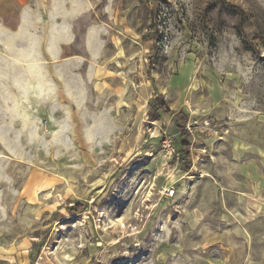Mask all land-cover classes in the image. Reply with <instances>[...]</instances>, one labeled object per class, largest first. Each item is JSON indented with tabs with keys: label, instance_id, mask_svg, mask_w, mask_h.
<instances>
[{
	"label": "rangeland",
	"instance_id": "rangeland-1",
	"mask_svg": "<svg viewBox=\"0 0 264 264\" xmlns=\"http://www.w3.org/2000/svg\"><path fill=\"white\" fill-rule=\"evenodd\" d=\"M258 155L264 0H0V264H264Z\"/></svg>",
	"mask_w": 264,
	"mask_h": 264
},
{
	"label": "crops",
	"instance_id": "crops-1",
	"mask_svg": "<svg viewBox=\"0 0 264 264\" xmlns=\"http://www.w3.org/2000/svg\"><path fill=\"white\" fill-rule=\"evenodd\" d=\"M257 159L259 165L256 163V157L255 161L250 159L246 166L238 165L237 173L242 179L247 181V189H236L235 195H237V202H240V199L243 198L242 196H247L249 212L251 214L257 212L255 214L264 216V157L258 155ZM246 191L247 193H245Z\"/></svg>",
	"mask_w": 264,
	"mask_h": 264
},
{
	"label": "trees",
	"instance_id": "trees-1",
	"mask_svg": "<svg viewBox=\"0 0 264 264\" xmlns=\"http://www.w3.org/2000/svg\"><path fill=\"white\" fill-rule=\"evenodd\" d=\"M160 108H161L164 112L171 113V112H170V109H169V107L166 105V103H161V104H160ZM178 114H180V113L178 112V113L174 114V116H176V115H178ZM158 117H159V115L156 113V114H153V115L151 116V119H152V120H158ZM179 131H180V136H181V138L183 139V137L186 136L185 128L182 126V127L179 128ZM181 149H182L183 151H185V153H187L186 156L188 157V156H189V154H188V152H189V144L186 143L185 141H182V142H181ZM188 169H189L188 167L185 168V170H188Z\"/></svg>",
	"mask_w": 264,
	"mask_h": 264
},
{
	"label": "built area",
	"instance_id": "built-area-1",
	"mask_svg": "<svg viewBox=\"0 0 264 264\" xmlns=\"http://www.w3.org/2000/svg\"><path fill=\"white\" fill-rule=\"evenodd\" d=\"M166 146H167V148H170L169 143H166ZM172 194H173V191H168V195H172Z\"/></svg>",
	"mask_w": 264,
	"mask_h": 264
}]
</instances>
